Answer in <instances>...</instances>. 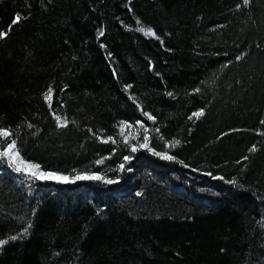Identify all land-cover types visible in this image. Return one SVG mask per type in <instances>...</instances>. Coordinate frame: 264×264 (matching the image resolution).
<instances>
[{
  "label": "trees",
  "instance_id": "obj_1",
  "mask_svg": "<svg viewBox=\"0 0 264 264\" xmlns=\"http://www.w3.org/2000/svg\"><path fill=\"white\" fill-rule=\"evenodd\" d=\"M0 130V264H264V0H0Z\"/></svg>",
  "mask_w": 264,
  "mask_h": 264
},
{
  "label": "snow or ice",
  "instance_id": "obj_2",
  "mask_svg": "<svg viewBox=\"0 0 264 264\" xmlns=\"http://www.w3.org/2000/svg\"><path fill=\"white\" fill-rule=\"evenodd\" d=\"M16 19L18 20L19 17H17ZM149 34L154 35V33H152L151 30H149ZM194 115H196L198 117V116L202 115V112L194 113ZM0 134L5 135V136L9 135V133H7L4 130H0ZM176 143H179V142L177 141ZM8 148L14 150L15 149V141H13L11 144H9ZM133 151H135V149H133ZM10 154L13 155L14 158L19 156L18 151H13L12 153H9V152L6 151V152H3V153H0V156H7V155H10ZM167 158L171 159L172 157H167ZM125 159H127V158H125ZM29 167L39 168V165H34V166L30 165ZM20 170H21L20 168H17V171H20ZM31 174L34 175V176H37L38 178H41V179H56L57 178L52 173H37V172H33ZM78 178L79 179H100V177H87V176H82V177H78ZM58 179L67 182V177H58ZM109 182H111V181H109ZM0 243H3V242H0Z\"/></svg>",
  "mask_w": 264,
  "mask_h": 264
},
{
  "label": "rangeland",
  "instance_id": "obj_3",
  "mask_svg": "<svg viewBox=\"0 0 264 264\" xmlns=\"http://www.w3.org/2000/svg\"><path fill=\"white\" fill-rule=\"evenodd\" d=\"M18 167H23V166H21L20 164L18 165ZM26 169V168H25ZM54 176L55 177H57L56 179H53V180H56V181H63V180H60V179H58V177H64L63 175H61V174H54Z\"/></svg>",
  "mask_w": 264,
  "mask_h": 264
}]
</instances>
